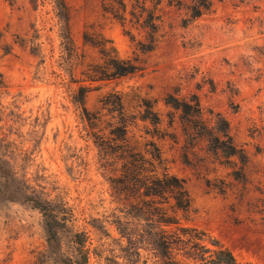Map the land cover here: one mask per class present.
<instances>
[{"label":"rangeland","instance_id":"rangeland-1","mask_svg":"<svg viewBox=\"0 0 264 264\" xmlns=\"http://www.w3.org/2000/svg\"><path fill=\"white\" fill-rule=\"evenodd\" d=\"M208 1L192 18L195 0H123L124 11L117 0H64L67 38L58 0H0V264H63L73 253L68 230L59 234L62 253L51 252L45 217L25 195L61 207L72 232H85L89 264H109L116 242L125 245L112 223L126 219L122 205L74 102L88 84L85 106L93 111L117 92L130 145L142 151L154 141L167 170L184 180L191 203L175 212L180 222L205 231L240 264H264V0ZM149 13L157 41L142 52ZM84 32L109 39L140 69L90 81L91 65L103 60ZM169 94L197 96L205 123L224 117L245 157L211 150L166 104ZM149 104L158 124L141 117Z\"/></svg>","mask_w":264,"mask_h":264},{"label":"trees","instance_id":"trees-1","mask_svg":"<svg viewBox=\"0 0 264 264\" xmlns=\"http://www.w3.org/2000/svg\"><path fill=\"white\" fill-rule=\"evenodd\" d=\"M117 1L124 11L123 0ZM198 1L195 0L196 3L191 8L192 18L200 16L209 8L208 0H202L200 3ZM58 2L63 19L62 30L68 38L67 7L64 0ZM143 25L147 28L148 37L146 43L139 42V48L142 52H147L154 48L157 41V24L153 14L149 13L144 17ZM83 39L97 48L103 60L101 64L91 65V74L88 75L90 81L123 77L140 69L133 61L117 56L115 48L109 45L111 41L102 35L92 36L84 32ZM91 89L90 84L78 86L74 102L81 107L88 135L99 149L101 166L110 173L108 180L111 189L122 205L119 211L126 217L124 220L120 217L112 220L120 237L125 239V245L122 239L116 242V247L110 250L108 263L121 264L116 260L121 257L125 264H184V260L194 264H240L228 249L211 239L205 231L180 222L175 212L187 213L191 203L184 180L167 170L160 149L154 141L145 143V149L142 151L130 145V120L124 112L121 96L117 92L102 95L98 100L99 106L93 111L89 110L85 106V98ZM165 102L180 112L181 120L191 125L198 136L207 140L211 150L220 151L227 158L245 157L234 143L229 123L224 117L217 113L214 114L211 124L203 121L197 96L186 99L169 94ZM148 107L141 117L158 124V115L151 110L150 104ZM28 197L24 196L27 201L33 202L45 217L47 239L53 254L62 253L60 231L71 232L73 253L59 258L60 262L89 264L90 248L85 232H72L68 224L69 219L61 207ZM93 226L108 236L103 224ZM143 250H149V258L143 256Z\"/></svg>","mask_w":264,"mask_h":264}]
</instances>
